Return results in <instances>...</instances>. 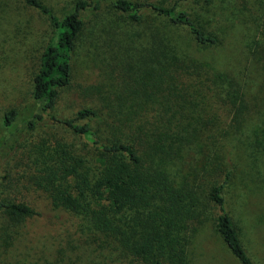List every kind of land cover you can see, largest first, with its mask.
Returning <instances> with one entry per match:
<instances>
[{
	"label": "rangeland",
	"instance_id": "rangeland-1",
	"mask_svg": "<svg viewBox=\"0 0 264 264\" xmlns=\"http://www.w3.org/2000/svg\"><path fill=\"white\" fill-rule=\"evenodd\" d=\"M148 1L186 9L219 43L199 47L185 28L149 11L142 22L132 24L104 1L98 12L82 16L71 84L61 91L53 113L70 117L93 100L109 102L115 95L128 105L145 95L163 102L176 129L191 138L182 160L167 167L171 180L184 181L189 174L187 182L201 201V232L196 249L191 245L190 264H239L215 229L218 212L207 196L212 181L207 172L214 167L231 171L226 210L249 254L264 264V0ZM42 2L61 18L75 0ZM53 39L48 16L25 0H0V121L8 110L21 112L13 137L17 144L0 159V200L34 211L14 217L0 208V264H146L125 249V242L133 228L138 233L130 242L142 244V226L151 214H159V202L116 211L105 198L87 191L81 199L85 211L52 204L59 191L78 197L80 180L93 185L102 168L85 139L65 126L45 120L28 131L24 124L32 107L33 78ZM7 135L0 127V137ZM131 168L139 192L141 173ZM141 168L153 170L148 163ZM123 195L127 198L128 190ZM101 210L113 231L97 227L94 211Z\"/></svg>",
	"mask_w": 264,
	"mask_h": 264
},
{
	"label": "trees",
	"instance_id": "trees-1",
	"mask_svg": "<svg viewBox=\"0 0 264 264\" xmlns=\"http://www.w3.org/2000/svg\"><path fill=\"white\" fill-rule=\"evenodd\" d=\"M104 1H108L132 24L142 22L144 11H149L173 26L185 28L199 47L207 48L219 43L216 35L203 31L193 22L186 9L176 8L175 5L167 7L148 0H75L72 10L59 18L42 0H25L27 6L48 16L54 27V39L41 55L39 69L33 78L32 107L25 116L24 124L28 131L45 120L65 126L82 136L101 158L102 168L95 183L90 185L87 178L81 179L76 185L78 197L59 191L52 199L55 207L62 206L75 213L85 211L81 199L85 198L87 191L98 199L105 198L116 211L149 208L159 202V214L149 213L150 222L142 226V244L130 242L138 233L131 228L125 249L146 264H190V248L191 245L195 249L197 247L196 240L201 232L197 225L203 210L194 185L187 182L189 174H185L184 181L178 182L171 180L167 172L170 163L182 160L183 150L191 143V138L182 136L177 130L179 126H175L169 107H164L163 102L149 101L148 95L144 99L137 97L140 100L129 105L120 95H115L113 100L108 98L109 102L93 100L91 105L78 109L70 117L53 113L61 91L71 84L72 57L84 27L82 16L85 12H98ZM193 1L209 3L211 0ZM262 87L264 89V78ZM149 112L155 113L148 116ZM20 115L19 110L11 109L1 118L0 127L8 135L0 137V159L17 144L13 137ZM143 163L153 168L151 174L141 168ZM215 163L218 164L219 160ZM131 166L138 167L141 173L143 184L139 192L135 191L137 187L133 184ZM178 171L175 170V173ZM204 172L202 165L201 173ZM207 176L212 179L207 196L218 212L216 232L239 264H258L244 246L233 218L226 210L224 195L232 179L231 171L214 167L207 172ZM125 189L128 190L127 198L123 195ZM0 208L14 217L34 214L27 205L2 200ZM102 212L94 211L93 220L97 222V227L113 231L111 222L103 217Z\"/></svg>",
	"mask_w": 264,
	"mask_h": 264
}]
</instances>
